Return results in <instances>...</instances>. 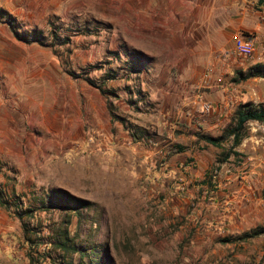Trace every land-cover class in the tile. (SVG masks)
Listing matches in <instances>:
<instances>
[{"label":"rangeland","instance_id":"1","mask_svg":"<svg viewBox=\"0 0 264 264\" xmlns=\"http://www.w3.org/2000/svg\"><path fill=\"white\" fill-rule=\"evenodd\" d=\"M131 2L0 0V185L26 202L55 190L88 201L81 216L38 218L71 220L103 264H264V234L240 239L264 229V125L249 122L227 162L196 136L219 137L241 104L264 105V78L239 81L253 63L228 50L204 67L180 54L190 44L150 42L144 25L136 37ZM2 11L46 45L18 39ZM217 63L228 88L206 89ZM108 73L107 94L85 80ZM37 222L0 204V264H31L24 224Z\"/></svg>","mask_w":264,"mask_h":264},{"label":"trees","instance_id":"2","mask_svg":"<svg viewBox=\"0 0 264 264\" xmlns=\"http://www.w3.org/2000/svg\"><path fill=\"white\" fill-rule=\"evenodd\" d=\"M259 3L261 5L264 4V0H259ZM2 13L8 19L9 25L18 39L24 40L27 43L46 45L45 36L42 31L36 30L25 36H21L15 28L14 17L6 11H2ZM50 36L54 43L59 41L56 31L52 30ZM70 42L71 36H66L62 44L68 45ZM135 57L141 61L143 54L137 53ZM131 68L137 69L134 64H131ZM237 77L239 81H247L251 78H264V64H257L247 72L239 71ZM116 78L117 75L108 73L101 83H96L90 77L85 78V80L91 86L99 89L103 94H107L110 92L106 88L108 81L115 80ZM251 121H258L264 125V105H256L253 102L241 104L236 113L235 125L227 127L221 136L214 137L205 133H198L196 136L207 144L222 149V162H227L232 156H241L235 149L245 139L246 125ZM135 138L137 139V136ZM228 142H232L230 149L225 148V144ZM184 150L185 147L178 146V152ZM24 196V194L10 195L0 185V204L2 207L17 215L21 220L27 217L29 220L40 222V227L24 224V240L29 245L30 252L28 257L31 264H74V255H78V264H103L101 261V251L98 247H89L84 245V243L79 244L77 242L80 234L77 229L74 233L71 232V220L66 219L61 223L45 226L44 222L38 218L40 213H47L51 210L66 211L67 214L71 212L75 216H81L82 210L90 207L88 201L72 196L62 190L52 191L49 195L30 202H26ZM263 234V228L257 229L253 232L245 233L240 239L249 240Z\"/></svg>","mask_w":264,"mask_h":264},{"label":"crops","instance_id":"3","mask_svg":"<svg viewBox=\"0 0 264 264\" xmlns=\"http://www.w3.org/2000/svg\"><path fill=\"white\" fill-rule=\"evenodd\" d=\"M255 1L132 0L131 18L135 20L132 25L136 29L133 33L138 37L139 27L144 25L150 42L190 44L180 54L198 60L204 67L210 64L211 59L219 58L217 54L220 51L228 50L233 56L235 37L253 34L257 37L256 52L253 58L246 61L253 63L251 68L264 64V16L262 11L255 9ZM140 18L147 19V22H140ZM219 67L217 63L216 70L212 69L210 76L206 72L202 82L206 89L228 88L224 85L225 76ZM228 101L227 98L226 103Z\"/></svg>","mask_w":264,"mask_h":264},{"label":"built area","instance_id":"4","mask_svg":"<svg viewBox=\"0 0 264 264\" xmlns=\"http://www.w3.org/2000/svg\"><path fill=\"white\" fill-rule=\"evenodd\" d=\"M234 41L235 46L233 56L240 60H250L253 58L257 47V37L255 35H238L235 37ZM204 109L209 112L211 111L212 106L210 104H205Z\"/></svg>","mask_w":264,"mask_h":264}]
</instances>
